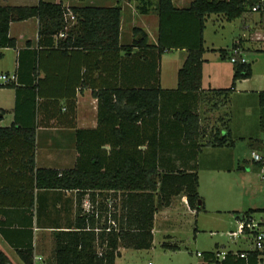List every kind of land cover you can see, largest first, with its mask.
Instances as JSON below:
<instances>
[{
	"label": "trees",
	"instance_id": "16d2710c",
	"mask_svg": "<svg viewBox=\"0 0 264 264\" xmlns=\"http://www.w3.org/2000/svg\"><path fill=\"white\" fill-rule=\"evenodd\" d=\"M137 1L139 13L146 14L149 0ZM174 1L157 0L155 11L159 17V27L156 45H149L146 33L134 28V40L127 46L120 45L119 5L72 7L69 10L62 3L44 0H38L34 6L0 5V48L15 47V40L8 36L10 23L34 18L39 24V40L45 41L47 47L55 46L59 50L98 49L102 54L113 52L109 67L116 72L124 59L120 52L131 53L136 48L132 60L127 61L133 62V65L142 60V65L150 66L145 65V57L147 53L153 56L150 85L134 87L127 84L123 88L116 81L92 89V95L98 101V126L96 129L76 131L78 155L71 170L59 172L35 168L37 126L20 128L13 123L10 127L0 128L5 141L15 137L24 140L23 146L28 153L26 171L30 172V179L34 183L30 188L31 195L34 189L78 193L112 191L121 194L118 204H113L109 212L115 227L108 224L106 209L102 224L101 215L98 213L96 218L92 213L77 222L71 231L55 233V264H114L120 247L151 249L155 215L180 196L186 197L191 210L196 213L205 211L203 199L198 193V154L204 147H231L233 141L228 133L223 134L219 129L208 131L201 125L197 109L181 104L190 97H196L197 101L201 98L200 103L211 99L201 88L205 52L203 32L207 18L221 15L228 22L234 21L245 13L253 14L251 7L254 1L193 0L182 9L175 8ZM70 14L74 20H70ZM177 49L187 52L177 74V88L163 90L159 85V61L165 52ZM235 49L239 47L234 46L229 50L226 55L228 60ZM219 53L225 56L226 51L220 50ZM104 61L102 58L99 63L106 65ZM232 65L230 87L209 93L214 96L222 94L226 99L235 91L238 81L251 78L250 63ZM101 67L104 69L106 66H99V77L104 76ZM14 75L16 81L17 75ZM85 77L86 72L82 83H86ZM118 77L116 73V80ZM14 82L0 88L14 87ZM257 99L264 111V91L257 94ZM214 107H217V102ZM187 163L191 165L190 168H186ZM254 163L261 169L260 163ZM8 189L5 187L3 191L8 193ZM256 212L248 210L236 219L253 218ZM96 229L99 231L95 232ZM244 234L248 233L244 231ZM172 249L177 250L178 247L172 246ZM17 253L24 264H32V249ZM221 253L217 246L215 251L202 252L199 264H259L260 254L254 250L227 251L222 257ZM242 253L244 258L240 257ZM0 264H11L1 251Z\"/></svg>",
	"mask_w": 264,
	"mask_h": 264
},
{
	"label": "crops",
	"instance_id": "0c3cea01",
	"mask_svg": "<svg viewBox=\"0 0 264 264\" xmlns=\"http://www.w3.org/2000/svg\"><path fill=\"white\" fill-rule=\"evenodd\" d=\"M11 1L14 3H8ZM192 1L175 0L173 5L177 9H182ZM37 2L38 0H2L0 5L34 6ZM46 2L62 3L68 10L72 7L119 5L121 8L120 45L127 46L133 42L134 28H139L146 33L149 45L157 44L159 27V17L155 11L157 0H149L146 14L139 13L137 0ZM131 17L135 20L134 22L130 21ZM212 17L214 21L219 18L227 21L221 15H210L206 24L209 19L212 20ZM237 21H239L240 30L249 31V38L244 40L241 35L234 33L230 44L225 48L215 47L214 43H211L209 47L204 39V29L205 52L201 88L207 92V98L211 99L200 103L201 98L200 100L198 98V102L196 97H190L181 104L196 108L201 125L208 131L219 129L223 134L228 133L233 141L231 147L219 148L227 157L224 166L227 170L226 176L220 177L224 191L220 196L221 208L219 209L217 205V208L212 207L211 203L209 205V201L200 195L199 173L198 193L204 202L203 213L226 214L236 222L239 221L236 217L248 210H257L264 214V180L261 179L259 165L251 159L252 152L264 155V111L257 99V94L264 91V87L250 88V85H245L247 81H250L249 78L238 81L235 91L226 99H223L222 94L214 96L209 93L213 90L227 89L231 85L233 65L226 56L231 48L237 46L241 52L245 53L250 49L245 48L246 43L253 46L255 42L264 41V34L259 35L255 29L258 22L264 23V14L248 12ZM251 25H255V28ZM38 28V20L34 18L10 23L8 36L15 40V47L0 48V74L16 73L17 75L14 87L0 88V128L10 127L13 123L20 128L37 126L34 149L35 168L61 172L71 170L75 166L78 155L76 131L96 129L98 126V101L93 97L92 89L100 87V84L108 86L110 82L116 81L118 86L123 88L127 87V84L134 87L150 85L154 62L152 54L147 53L145 65L150 66L142 65V60L136 65L131 64L133 62L127 63L137 52V49L133 48L131 53L120 52L124 59L116 72L109 67V61L114 57L113 52L106 51L102 54L98 49L59 50L55 46L47 47L45 41L39 40ZM220 50L226 51L225 56H220ZM186 57L187 52L181 49L167 51L161 56L159 61L161 89L175 90L177 88V74ZM102 58L106 65H103V62L99 63ZM99 66H106L104 69L101 67L104 76L99 77ZM85 72L86 83H82ZM116 73L119 76L118 80L115 78ZM215 102L217 107H214ZM23 142V138L19 137L5 141L4 136L0 134V251L11 264H24L17 252L29 248L32 249V264H55V233L71 231V228L76 227L77 222L86 219L92 213L97 218L98 211L95 210L100 204L99 201L106 203L109 207L112 204H118L121 194L120 192L115 194L112 191L78 193L77 191L34 189L31 195L30 188L33 182L30 179V172L26 171L28 153ZM189 163L185 164L186 168L191 167ZM227 172L236 173L228 177L230 173ZM5 187L9 188L10 192L3 191ZM177 199L186 205L183 208L186 212L196 217L199 215L200 212L196 213L188 207L184 196L175 198L171 205ZM171 205L158 212L163 216H170ZM253 218L257 222L264 223V217L257 219L256 213ZM161 230L155 225L152 231L153 236L156 231ZM98 231V229L95 230V232ZM238 232L239 229H237ZM237 235L232 237H239ZM246 242L247 248L219 250L234 253L251 250V239L248 236L244 237L241 243L246 244ZM129 250L120 247L119 256L114 264L124 262Z\"/></svg>",
	"mask_w": 264,
	"mask_h": 264
},
{
	"label": "rangeland",
	"instance_id": "374dc122",
	"mask_svg": "<svg viewBox=\"0 0 264 264\" xmlns=\"http://www.w3.org/2000/svg\"><path fill=\"white\" fill-rule=\"evenodd\" d=\"M128 13L129 8L127 7V15ZM137 18L140 20L139 16ZM130 21L134 22L135 20L131 17ZM256 26L257 28H255V25H251L262 36L264 34V23L258 22ZM239 27L237 19L228 23V21H222L220 18L214 21V17H212V20L209 19L206 24L204 39L209 47L211 43H214L215 47L225 48L230 44L231 37L235 34L241 35L244 40L249 38V31L246 29L240 30ZM254 44L251 46L246 43L245 48L250 49L245 53L242 52L243 57L251 64L253 73L252 78L245 85H250L252 89H259L264 87V41H258ZM202 150L197 157L200 195L209 201V205L211 203L212 207L217 208L218 206L220 209V196L224 193L221 187V179L226 176L225 171L227 170L224 166L227 157L217 148L208 149V147H204ZM227 173H230L228 177H231V174L234 175L236 172ZM247 192L246 194H249ZM99 202L100 204L97 207L100 206L101 208H97V211L102 217L100 222L102 224L106 213L112 211L113 204L108 207L106 203ZM185 207L186 205L180 203V199H177L169 208L170 216H163L158 212L155 225L159 230H163L154 233L152 248L149 250H129L127 251V259L124 262L121 261L120 264H199L201 257L198 254L215 251L216 246L220 250H239L241 247H248L247 242L246 244L241 243L242 239L248 235L237 233V229L240 227L239 222L228 215L200 212L196 217L186 212L183 209ZM106 209L107 212L105 213ZM260 217H264V214L257 211L256 218ZM236 235L239 237H232ZM248 237L251 239L250 236ZM163 243L167 246L163 247ZM172 246H177L178 249H172Z\"/></svg>",
	"mask_w": 264,
	"mask_h": 264
},
{
	"label": "built area",
	"instance_id": "2783aa9c",
	"mask_svg": "<svg viewBox=\"0 0 264 264\" xmlns=\"http://www.w3.org/2000/svg\"><path fill=\"white\" fill-rule=\"evenodd\" d=\"M254 3L251 7V12L253 13H261L264 14V0H253ZM70 20H74L73 15L70 14ZM62 37L63 34H60ZM229 61L231 64H242V63H248L246 58L243 57V54L240 49H235L231 52L229 55ZM16 79L14 74H0V86H4L8 83L14 82ZM251 159L254 162L261 164V179L264 180V155H261L258 152H252L251 153ZM110 207V206H109ZM108 224L111 227H115L114 221L111 219L110 213H108ZM239 222V232L238 233H244L246 231L248 236L251 237V244L252 249L254 251L259 252V264H264V223L257 222L254 218L250 219H241ZM224 252H222L220 255L221 257L224 256ZM200 256V254H198ZM241 258H244V253L240 254Z\"/></svg>",
	"mask_w": 264,
	"mask_h": 264
}]
</instances>
